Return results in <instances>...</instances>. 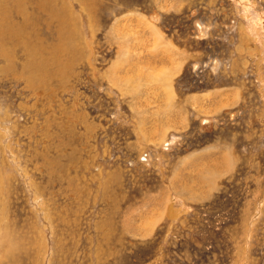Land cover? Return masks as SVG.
<instances>
[{
  "label": "rangeland",
  "instance_id": "1",
  "mask_svg": "<svg viewBox=\"0 0 264 264\" xmlns=\"http://www.w3.org/2000/svg\"><path fill=\"white\" fill-rule=\"evenodd\" d=\"M0 264H264V0H0Z\"/></svg>",
  "mask_w": 264,
  "mask_h": 264
}]
</instances>
